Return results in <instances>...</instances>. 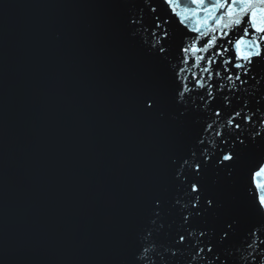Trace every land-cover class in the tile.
<instances>
[{
  "label": "water",
  "instance_id": "water-1",
  "mask_svg": "<svg viewBox=\"0 0 264 264\" xmlns=\"http://www.w3.org/2000/svg\"><path fill=\"white\" fill-rule=\"evenodd\" d=\"M140 6L0 0V264H132L151 197L178 195L170 158L187 151L194 121L207 116L173 118L172 69L149 56L150 32L133 37L127 24ZM170 27L184 32L175 19ZM175 56L173 47L171 64ZM148 91L160 94L163 116L141 108ZM239 95L251 103L264 82ZM208 187L223 202L210 224L264 219L248 211L238 182L212 172ZM242 245L238 257L248 254Z\"/></svg>",
  "mask_w": 264,
  "mask_h": 264
},
{
  "label": "snow or ice",
  "instance_id": "snow-or-ice-1",
  "mask_svg": "<svg viewBox=\"0 0 264 264\" xmlns=\"http://www.w3.org/2000/svg\"><path fill=\"white\" fill-rule=\"evenodd\" d=\"M162 3L163 12L156 0H143L138 15L127 18L135 29L131 35L150 32L151 43L144 41L149 56L163 69L171 67L167 89L173 118L207 119L194 121L199 128L191 146L170 158L178 195L151 197L148 224L137 232L132 264H264V219L242 228L241 216L231 214L210 224L223 202L208 187L212 172L216 180L238 182L248 211L264 218V95L252 96L251 103L239 95L249 81L264 82V71H258V65L264 67V0ZM173 19L183 27L182 35L171 30ZM173 47L177 64L169 60ZM140 106L146 113L165 114L155 91L146 92ZM208 133L213 140L206 142ZM241 241L248 254L238 257Z\"/></svg>",
  "mask_w": 264,
  "mask_h": 264
}]
</instances>
